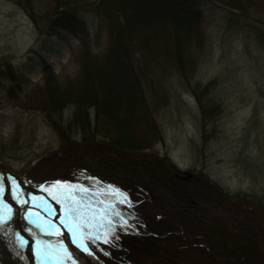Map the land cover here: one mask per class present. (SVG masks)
<instances>
[{
	"label": "trees",
	"instance_id": "obj_1",
	"mask_svg": "<svg viewBox=\"0 0 264 264\" xmlns=\"http://www.w3.org/2000/svg\"><path fill=\"white\" fill-rule=\"evenodd\" d=\"M217 1L238 9L252 2L96 0L91 10L107 35L101 53L93 51L91 33L76 6L65 0L53 2L48 32L55 34L61 27L79 35L80 67L74 79L60 83L51 66L42 64L43 109L63 141L44 171L68 168L70 184L89 189L72 191L91 204L89 211H96L95 226L86 227V238L108 263L264 264V226L260 230L247 220L230 225L225 219V212L231 211L225 206L228 199L246 200L247 194H231L203 172L182 171L167 157L147 151L161 134L145 94L144 74L165 53L186 77L191 44L202 45V21L208 6ZM24 7L31 12V0H24ZM256 35L264 44V34ZM94 37L98 39V31ZM192 91L204 111L198 90ZM66 104L71 111L61 126L52 119L60 121ZM102 123L117 128L108 142L97 138ZM112 189L126 194L127 201L119 203L123 197ZM108 204L113 207L102 212ZM90 235L100 239L93 241Z\"/></svg>",
	"mask_w": 264,
	"mask_h": 264
},
{
	"label": "rangeland",
	"instance_id": "obj_2",
	"mask_svg": "<svg viewBox=\"0 0 264 264\" xmlns=\"http://www.w3.org/2000/svg\"><path fill=\"white\" fill-rule=\"evenodd\" d=\"M65 1L76 6L87 24L93 51L103 52L106 31L99 29V19L91 10L96 0ZM251 1L241 9L218 1L210 4L201 24L202 45L192 43L188 52L187 76L163 53L151 63L143 84L161 134L147 151L167 157L182 171L203 172L231 194H247L246 200L228 199L225 206L231 211L225 212V219L230 225L247 220L261 230L264 44L256 34H264V0ZM53 2L31 0L29 12L24 0H0V161L29 178L40 180L52 173L68 184V168L44 171L63 141L43 109L42 64L52 67L60 83H68L79 71L81 40L61 27L55 34L48 32ZM97 31L98 39L94 37ZM194 87L204 111L193 94ZM70 107L62 106L60 121L52 120L65 126ZM116 129L114 123H102L97 138L108 142ZM70 133L78 140L75 132Z\"/></svg>",
	"mask_w": 264,
	"mask_h": 264
},
{
	"label": "snow or ice",
	"instance_id": "obj_3",
	"mask_svg": "<svg viewBox=\"0 0 264 264\" xmlns=\"http://www.w3.org/2000/svg\"><path fill=\"white\" fill-rule=\"evenodd\" d=\"M9 183L11 185H15V190L12 192L13 199H17L18 196L21 194L19 191V184L14 178H11L9 180ZM52 188H60L65 189L61 195H63L64 202L71 201V203H68L67 206H65V203L61 202L60 196L56 193H53L50 191V189H44V191H48L49 195L53 200L56 201L57 204H60V211L62 215L59 217V224L63 226L64 229L67 230L72 243L75 244L77 247L81 248L83 251H88V245L84 242V229L86 227H92L95 226L92 221L95 220L96 217V211H88L91 209V204L87 201H81L77 198V196L73 193V189L80 188L81 192H89V189L82 188L75 184H67V183H61L60 181H56L55 184L51 186ZM113 194H119L123 198L119 201V203H125L127 201L126 194L119 193L118 189H112ZM5 195H6V189H5V180L3 177H0V231L4 230V226L11 220L10 213L12 212V208L10 205L5 203ZM31 200L36 201L40 200L42 201L41 204L36 205L37 207L43 208L45 212H47L49 215L55 212V209L51 207V205L48 203L47 200H44L43 197H30ZM24 204L28 203V200L23 201ZM99 203H104V201H99ZM113 207L112 204H108V207L101 210L102 212H107L108 208ZM5 213H9V215H5ZM115 216H121V213L119 211L114 212ZM32 216H39V213H32L29 210V214L26 217L29 222L36 223V221L32 220ZM103 219V217H101ZM123 219V217H121ZM43 223L46 225V227L43 229V231L46 232L47 235H57V236H63L64 232H62L55 224H53L52 220H45ZM109 224L112 223L111 220L108 221ZM127 223V221H125ZM40 225L37 224V227ZM100 226H103L102 224ZM107 235V234H106ZM90 239L93 241L99 240L100 236L95 235L94 237L90 235ZM14 242L18 243L20 249H23L28 245V240L24 238V236L20 235L19 233H15L13 235ZM105 243L108 242L107 238H105ZM59 252H63L64 255H68L67 245L64 243L63 240H59L58 242ZM36 244L38 247L33 249L37 257L47 260L50 258V253L48 252L49 248H55L56 244H54L52 241H41L37 240Z\"/></svg>",
	"mask_w": 264,
	"mask_h": 264
},
{
	"label": "bare ground",
	"instance_id": "obj_4",
	"mask_svg": "<svg viewBox=\"0 0 264 264\" xmlns=\"http://www.w3.org/2000/svg\"><path fill=\"white\" fill-rule=\"evenodd\" d=\"M0 133H1V130H0ZM2 170V174L3 175H6L7 172H10L9 170L7 169H1ZM7 175H9L7 173ZM25 177V181L30 184L29 182V179L24 175ZM53 215V213L51 214ZM59 216L55 217V219H51L50 217H48V220H52L53 224L55 223H59ZM10 222V221H9ZM8 222V223H9ZM8 223L5 225L6 227H8V229L10 228V226H8ZM56 225V224H55ZM44 226H46L44 224ZM61 231L63 229V226L58 224L56 225ZM54 239H58V240H62L63 239V236H57V235H51ZM0 243L2 244L1 240H0ZM86 253L84 255H81L79 258L77 257V259L81 262V264H104V263H101V261H99L93 253H91L89 250L88 251H85ZM16 261V258L14 257V255H12L9 251H7L6 249L3 251L1 250L0 251V264H12L13 261ZM22 264V263H21Z\"/></svg>",
	"mask_w": 264,
	"mask_h": 264
},
{
	"label": "water",
	"instance_id": "obj_5",
	"mask_svg": "<svg viewBox=\"0 0 264 264\" xmlns=\"http://www.w3.org/2000/svg\"><path fill=\"white\" fill-rule=\"evenodd\" d=\"M0 168L1 169H7V167L0 161ZM16 176V178L18 179V180H22V178L21 177H19L18 175H15ZM5 181H6V179H5ZM6 184H8L7 183V181H6ZM27 188H30V189H32L35 193H37L38 191H36L34 188H32V187H28L27 186ZM38 190H40L39 188H38ZM41 192L44 194V196H46L47 197V195L45 194V192L44 191H42L41 190ZM50 199V198H49ZM5 200H8L9 202H10V204L12 205L11 207H12V209H13V214H14V212H15V208L16 207H20V206H18L17 204H16V202H14L9 196H8V194L6 193V195H5ZM52 202H53V204L57 207V208H59L60 207V205L59 204H57L54 200H52V199H50ZM29 246H30V244H29ZM72 248H74V247H72ZM20 251H21V253L22 254H24L26 257H28V259L31 261V264H34V262L33 261H37V262H40V263H47V264H52V263H48L47 261H45L44 259H41V258H38V259H34V257H33V255L31 254V251H29V248L28 249H20ZM85 253L82 251V252H80V255H84ZM19 264V263H18Z\"/></svg>",
	"mask_w": 264,
	"mask_h": 264
}]
</instances>
